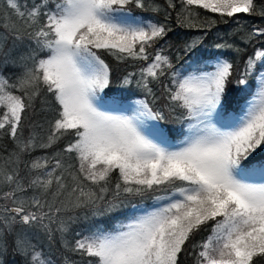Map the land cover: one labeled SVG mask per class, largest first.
Returning <instances> with one entry per match:
<instances>
[{
	"label": "snow or ice",
	"instance_id": "snow-or-ice-1",
	"mask_svg": "<svg viewBox=\"0 0 264 264\" xmlns=\"http://www.w3.org/2000/svg\"><path fill=\"white\" fill-rule=\"evenodd\" d=\"M133 5L163 11L165 22L133 17ZM169 10L181 27L211 28L217 20L200 10L224 23L239 14L264 18V0H0V51L9 38L13 47L28 42L21 72L12 81L0 76V139L13 143L0 154V252L11 237L25 264H50L29 233L38 229L50 241L59 233L69 247L71 224L91 219L99 222L70 245L88 264H180L189 245L194 264L264 258V42L255 46L264 27L240 37L253 52L236 84L242 97L250 78L257 87L229 111L232 61L216 58L212 70L183 75L156 48L171 30ZM101 52L142 62L122 82L134 83L142 98L107 95L112 69ZM37 99L52 113L48 129L33 123L25 136ZM169 117L182 125L176 137ZM200 233L207 235L194 241Z\"/></svg>",
	"mask_w": 264,
	"mask_h": 264
},
{
	"label": "trees",
	"instance_id": "trees-1",
	"mask_svg": "<svg viewBox=\"0 0 264 264\" xmlns=\"http://www.w3.org/2000/svg\"><path fill=\"white\" fill-rule=\"evenodd\" d=\"M25 2L28 6H31L34 0H21V3ZM148 2L165 6V0H148ZM169 11L171 12V17L167 20V23L171 30L168 32L167 36L159 41L156 48L162 49L164 54L168 55L172 59L175 69L183 75L192 71L196 66L204 69L206 62L218 57H223L232 61L234 64L233 75L226 89L225 105L229 111L238 107V104H241L247 97H242L240 87L236 84V80L240 78V75L244 71L245 61L253 52V45L244 44L240 37L245 32L250 31L253 26L264 27V18L259 15L251 16L239 14L234 18H225L228 22L224 23L221 22L218 15L200 10L202 18L212 17L217 20V23L211 28L206 27L195 29L179 26L176 22L175 11ZM131 12L143 17L145 20H152L153 22L160 23L165 22L163 11L157 13L150 10L139 9L133 5ZM5 34V29L0 27V37L5 36ZM194 42L195 47L188 50L186 45L193 44ZM225 42L234 43L243 48L244 51L237 54L232 49H219L216 47L217 44ZM262 42H264V38L256 41L255 46L259 47ZM27 43L28 42L25 41L23 45L13 47L12 39H8L7 43L3 47V50L0 51V76H4L12 81L21 72V68L19 67V57L28 52ZM101 55L106 62L109 63L112 69L111 84L109 88L105 90L107 95H121L127 97L129 100L142 98L143 94L136 89L134 83L130 86H124L122 83L123 78L128 73L138 71L142 62L134 63L131 60L120 62L107 53L101 52ZM259 68L260 65H258V69ZM162 79L165 84L170 82V77ZM249 82L252 86V90L249 93L250 95L255 87V77L250 78ZM152 86L156 95L160 97L162 93L161 86L157 84H153ZM159 103L163 104V99H161ZM51 115L52 113L47 111L41 101L37 99L35 102V110L29 113L25 120L24 135L27 136L32 130L30 126L33 123H42L44 127L41 131L46 132L48 129L47 121L51 118ZM166 127L172 129V136L176 137L178 136L179 129L182 125L175 121V117H169V122ZM65 142L66 141H62L61 145ZM12 148L13 143L7 136L0 139V154L6 155L7 152L12 150ZM42 154L43 152L38 150L32 155L39 156ZM258 158H264V151H259ZM22 174L25 173L22 171ZM28 194L31 195V192ZM150 204L151 201L146 202V205ZM82 212L83 210H78L77 214L82 215ZM97 222L99 221L91 219L89 221H84L83 219H80L75 223H72L69 232L64 236V240L68 242L69 247H65L59 233H56L51 241L38 229H33L29 235L32 242L37 244L39 249L42 250L44 258L49 261L50 264H88L89 258L82 257L80 254L71 251L70 245L74 239L78 238L75 235L76 232H84L91 226V224ZM104 223L107 228H113L116 224V220L104 218ZM206 235L207 233H200L194 237V241H199ZM0 261H2L3 264H25V258L14 251L11 237L8 238L7 251L0 252ZM180 264H194L190 245L188 251L181 254ZM255 264H264V258H255Z\"/></svg>",
	"mask_w": 264,
	"mask_h": 264
},
{
	"label": "rangeland",
	"instance_id": "rangeland-1",
	"mask_svg": "<svg viewBox=\"0 0 264 264\" xmlns=\"http://www.w3.org/2000/svg\"><path fill=\"white\" fill-rule=\"evenodd\" d=\"M131 14H132V16L133 17H140V16H137L135 13H133V12H131ZM142 18V17H141ZM215 59H213V60H210V61H208V62H206V66H205V68L203 69V70H207V71H210V70H212V68H211V63L214 61ZM188 74V72L187 73H185L184 75H187ZM256 81H255V87H254V90H253V92L246 98V99H248V98H250L251 97V95H253L254 93H255V91H256ZM245 99V100H246ZM244 100V101H245ZM243 101V102H244ZM242 102V103H243ZM151 205V204H150ZM150 205H145V206H150Z\"/></svg>",
	"mask_w": 264,
	"mask_h": 264
}]
</instances>
